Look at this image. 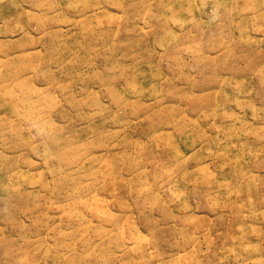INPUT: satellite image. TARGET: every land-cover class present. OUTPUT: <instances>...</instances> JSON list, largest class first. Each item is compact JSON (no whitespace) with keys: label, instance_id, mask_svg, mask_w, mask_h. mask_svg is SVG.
Wrapping results in <instances>:
<instances>
[{"label":"rangeland","instance_id":"1","mask_svg":"<svg viewBox=\"0 0 264 264\" xmlns=\"http://www.w3.org/2000/svg\"><path fill=\"white\" fill-rule=\"evenodd\" d=\"M0 264H264V0H0Z\"/></svg>","mask_w":264,"mask_h":264}]
</instances>
